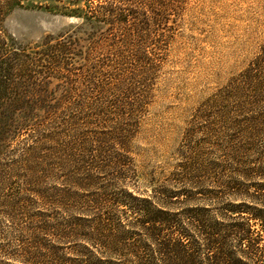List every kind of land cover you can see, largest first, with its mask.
Returning a JSON list of instances; mask_svg holds the SVG:
<instances>
[{
  "label": "trees",
  "instance_id": "obj_1",
  "mask_svg": "<svg viewBox=\"0 0 264 264\" xmlns=\"http://www.w3.org/2000/svg\"><path fill=\"white\" fill-rule=\"evenodd\" d=\"M44 1L0 0V264H264V44L198 107L168 177L139 191L131 142L173 0H53L83 37L28 51L4 22ZM70 202L93 205L70 216Z\"/></svg>",
  "mask_w": 264,
  "mask_h": 264
},
{
  "label": "rangeland",
  "instance_id": "obj_2",
  "mask_svg": "<svg viewBox=\"0 0 264 264\" xmlns=\"http://www.w3.org/2000/svg\"><path fill=\"white\" fill-rule=\"evenodd\" d=\"M44 3L50 7L16 9L10 13L4 22L6 34L28 51L36 50L49 36L57 39L78 33L77 37H83L76 32V27L83 23L81 18L65 15L53 0ZM173 3L169 16L172 35L166 57L147 112L131 142V156L143 179L139 191L147 190L146 182L154 177L159 182L168 177L179 160V149L198 107L245 70L264 44V0H173ZM80 45L85 43L80 41ZM61 83L53 78L46 90L60 95ZM202 136L199 133L194 140L202 141ZM200 146L206 153L211 151L207 141ZM207 156L213 158L217 154ZM70 203L73 208L70 216H78L84 213L83 208L93 205ZM22 215L17 214L20 218ZM0 221L7 225L9 217L0 214ZM74 247L66 245L61 256Z\"/></svg>",
  "mask_w": 264,
  "mask_h": 264
}]
</instances>
